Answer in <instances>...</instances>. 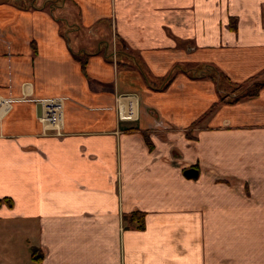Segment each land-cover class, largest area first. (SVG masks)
<instances>
[{
	"label": "crops",
	"instance_id": "crops-1",
	"mask_svg": "<svg viewBox=\"0 0 264 264\" xmlns=\"http://www.w3.org/2000/svg\"><path fill=\"white\" fill-rule=\"evenodd\" d=\"M53 1L0 2V251L11 262L24 243L32 264H264V85L212 108L217 83L195 68L264 81V0ZM54 98L57 131L36 113ZM135 211L141 228L124 219Z\"/></svg>",
	"mask_w": 264,
	"mask_h": 264
},
{
	"label": "trees",
	"instance_id": "trees-1",
	"mask_svg": "<svg viewBox=\"0 0 264 264\" xmlns=\"http://www.w3.org/2000/svg\"><path fill=\"white\" fill-rule=\"evenodd\" d=\"M0 2H10L14 5H17L19 7H23V6H27V5H35L32 0H0ZM55 2V1H54ZM56 3V2H55ZM53 3V0H47L45 5H48V9H52V7L54 8V6L57 4ZM30 5V6H31ZM55 9V8H54ZM61 21V19H59V22ZM63 25L66 27V31H75V27L70 25L69 23H64L61 21V26L63 27ZM65 30H64V34H65ZM115 37V36H114ZM116 40V37H115ZM118 51V50H117ZM120 53V51L118 52ZM88 53L86 51H78L76 53H74L75 57L80 61L82 68L85 67L86 65V55ZM182 66H175V70H180ZM174 68L173 70H171V72L163 77L161 79V82L159 84L158 87L159 89H164L166 88L170 81L173 79L175 72H174ZM177 68V69H176ZM197 72L199 73L198 76L196 77H210L212 79L215 80V82L217 83L218 86V90H219V100L218 102L214 103L212 108L218 106L221 103H226V104H232L235 103L237 101H239L241 98H252L255 97L259 94L260 89L263 87L264 85V81L262 79L258 78V75L253 76L243 82H232L230 80H228L224 74H222L216 67L210 65V64H204V65H196L195 66ZM211 108V109H212ZM144 214L142 212H132L127 216H124L125 221L135 227V228H141L144 225Z\"/></svg>",
	"mask_w": 264,
	"mask_h": 264
},
{
	"label": "built area",
	"instance_id": "built-area-1",
	"mask_svg": "<svg viewBox=\"0 0 264 264\" xmlns=\"http://www.w3.org/2000/svg\"><path fill=\"white\" fill-rule=\"evenodd\" d=\"M39 102L42 105V112L40 116L41 122L52 130H59L63 119V100L60 98H54L39 100ZM0 103H4L5 106H7L9 101L0 100ZM128 113L133 114L130 107L126 108L124 115ZM153 124L155 128L167 127L160 119H156Z\"/></svg>",
	"mask_w": 264,
	"mask_h": 264
},
{
	"label": "rangeland",
	"instance_id": "rangeland-1",
	"mask_svg": "<svg viewBox=\"0 0 264 264\" xmlns=\"http://www.w3.org/2000/svg\"><path fill=\"white\" fill-rule=\"evenodd\" d=\"M53 3H55V2L53 1ZM69 33H68V35H69ZM110 46H111V49L114 48L113 45H110ZM20 237H22V236H20L19 234H17V235H10L11 243L13 244L15 241H18L19 239H21ZM22 244L23 245H21V248L17 250V257H16V259H12V261L10 262L9 255H10V257L12 256L11 251L10 250L9 251L3 250V251H0V261L1 262H4V263H7V264H10V263L11 264H32L30 262V260H29V257H28L29 253H27V252L29 250L27 249L26 244H24V243H22Z\"/></svg>",
	"mask_w": 264,
	"mask_h": 264
},
{
	"label": "water",
	"instance_id": "water-1",
	"mask_svg": "<svg viewBox=\"0 0 264 264\" xmlns=\"http://www.w3.org/2000/svg\"><path fill=\"white\" fill-rule=\"evenodd\" d=\"M41 103L39 102L38 105L36 106V113L38 116L41 115ZM193 171L189 170L188 172H186L187 175H193Z\"/></svg>",
	"mask_w": 264,
	"mask_h": 264
}]
</instances>
